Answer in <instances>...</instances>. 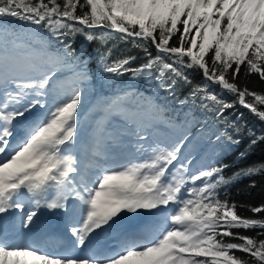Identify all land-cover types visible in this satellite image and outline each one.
Instances as JSON below:
<instances>
[{"label": "snow or ice", "instance_id": "snow-or-ice-1", "mask_svg": "<svg viewBox=\"0 0 264 264\" xmlns=\"http://www.w3.org/2000/svg\"><path fill=\"white\" fill-rule=\"evenodd\" d=\"M7 18L24 27L11 30ZM41 33L62 45L48 57L55 70L33 63V53L46 43ZM78 35L101 45L109 38L131 39L148 57L131 68L135 57L113 60L108 49L99 58L105 78L126 73L140 78L155 71L160 87L171 90L179 82L192 83L185 70L199 72L204 83L193 85L181 103L198 102L226 126L216 136L222 150L241 143L242 130L227 121L226 110L239 104L264 121V94L238 83L242 66L245 77L255 74L264 81V0H0V264H264V218H254L264 214V205L249 206L253 217H246L220 195L236 179L264 174V162L231 177L223 175L227 164L193 169L192 160L181 159L185 136L172 146L140 144L137 151L145 155L139 160L109 163L106 141L118 139L108 129L110 117L119 116L126 126L136 122L119 99L106 106L88 144L78 148L80 108L90 79L88 61L72 47ZM60 71L69 79L57 91L52 85ZM212 86L232 101L211 92ZM37 107L46 111L27 121ZM18 121H25L23 134L13 143ZM130 134L147 139L139 130ZM260 141L264 136L252 138L240 158ZM42 209L77 218L78 226L69 231L78 248L124 216L149 213L154 219L150 227L124 234L106 253L50 254L28 238ZM13 211L19 213L15 236L3 219ZM239 230L259 231L249 236Z\"/></svg>", "mask_w": 264, "mask_h": 264}, {"label": "trees", "instance_id": "trees-1", "mask_svg": "<svg viewBox=\"0 0 264 264\" xmlns=\"http://www.w3.org/2000/svg\"><path fill=\"white\" fill-rule=\"evenodd\" d=\"M11 30L20 32L24 27L19 21L7 18ZM182 27V26H181ZM99 31V30H97ZM46 39L43 51L33 53V63L41 70L49 68L55 70V66L49 63L48 57L62 51V45L54 39L48 38L46 33H41ZM175 39V38H173ZM72 47L80 55V58L88 61L90 79L85 87L84 102L80 108V128L82 121L104 114V109L112 101L119 99L120 108L134 114L135 123L129 124L136 130L142 131L153 143L161 146H172L178 140L188 137L181 159L184 157L192 160L191 167L198 169L213 164H227L223 175L231 177L234 173L253 164L264 162V141H260L254 149L243 159L240 152L245 151L250 140L254 137L264 136V121L251 114L247 109L236 104L234 108L225 111V118L230 124L240 128L239 139L241 143L229 150H222L216 136L225 130V125L217 123L211 118V114L204 111L196 104L185 101L191 87L204 83L202 76L195 70H185V74L191 80L190 85L183 82L177 83L171 90L160 87L156 79V72L146 74L140 78H133L131 73L123 76L105 78L99 71V58L101 53L111 49V59L135 57L129 67L139 68L148 57L140 48L133 47L131 39L124 42L119 39L109 38L106 44L101 45L98 41L87 42L82 36H76ZM37 49L41 48L35 43ZM148 51L152 57L157 55L156 49L148 45ZM69 74L66 71L57 73L52 87L59 91V86L66 84ZM164 83H169L165 78ZM239 85L247 87L251 91L264 94V81H260L258 75L245 77L243 66L238 80ZM210 91L220 98L229 102L233 97L221 92L218 86H212ZM251 100V98H248ZM110 119L124 122L119 116ZM230 133L232 128L227 129ZM251 133V135L249 134ZM221 199L227 198L238 206V212L242 216L253 217L248 207L264 205V174L252 177H241L220 190ZM243 205L245 207H239ZM254 218H264V214L257 213ZM236 231V230H234ZM241 234L256 236L259 230H239ZM243 256L242 253H236Z\"/></svg>", "mask_w": 264, "mask_h": 264}, {"label": "bare ground", "instance_id": "bare-ground-1", "mask_svg": "<svg viewBox=\"0 0 264 264\" xmlns=\"http://www.w3.org/2000/svg\"><path fill=\"white\" fill-rule=\"evenodd\" d=\"M44 112H45V110L42 113H44ZM39 116H41V115H35V116L31 117L30 119L27 118V121H33V120L37 119ZM18 122L20 123L21 128L17 129L16 134L13 136V138H12V142L13 143H15L17 138L20 137L23 134V125L25 124V121H18ZM108 129H109V131L111 132V134L113 136L118 138L116 141H113V140H107L106 141V147H109V146L111 147V150L106 152L108 161L111 158L113 153H115L114 159L117 158V157H121V152L126 153V151H127L126 150V146H131L132 147V145H133V150H135L137 154H145L143 151H137V149L139 148V145L142 144V141L134 140V142L131 144V141L127 140L129 138H132L133 135L130 134L132 132L128 131L127 129H125L123 126H120V125H111V126L108 127ZM133 137H135V136H133ZM88 142H89V139H85V145H87ZM145 147L147 148L149 146L145 145ZM130 158H131L130 155L126 156V160H129ZM49 213L50 212H48L46 209H42L41 212H40V215L44 216V215H47ZM60 213L63 214L64 212H60ZM17 214L18 213H15V216ZM130 219L132 220V217H130ZM13 220H14V218H13ZM68 221L70 222V225H77V218L75 216L69 217ZM150 226L151 225H149L148 222H146V223L139 222V224L137 226H135V227H129L128 226V228H127V230L125 231L124 234L129 233V232L139 231V230L145 229V228L150 227ZM10 228H13V227L11 226ZM115 228H116V226H115ZM99 231L100 230H98L96 233H93L90 236V243L93 244L94 248H96L98 250L96 252H104V249L106 248L105 246L114 247L116 242L115 241H111L110 238H104L102 240L103 241L102 243H97L96 242V234ZM28 238L30 240H40V239H37L33 234H28ZM44 240H45V238L41 239L42 242ZM81 249L82 248H78L77 247L76 248V252L73 253L72 255H84L85 253H82L80 251Z\"/></svg>", "mask_w": 264, "mask_h": 264}, {"label": "rangeland", "instance_id": "rangeland-1", "mask_svg": "<svg viewBox=\"0 0 264 264\" xmlns=\"http://www.w3.org/2000/svg\"><path fill=\"white\" fill-rule=\"evenodd\" d=\"M48 104H50V107L52 105V101L50 102H47ZM98 119V116H95L94 118H91V119H88V120H84L82 121V128H80L78 131V133L80 134H84L85 137L83 138H78L80 144L83 142V140L85 139H88L89 138V135H91V131H92V127L94 125V121H96ZM110 126L111 125H120V126H123L125 129H127L128 131L130 132H135L136 130L133 129L132 127L130 126H126L124 124V122H121V121H117V120H114V119H110ZM140 133L142 134V131H140ZM135 138L137 139V137L135 136ZM138 140V139H137ZM142 144L147 145V146H150V145H155L154 143L150 142L149 139L147 138L145 141H142Z\"/></svg>", "mask_w": 264, "mask_h": 264}, {"label": "water", "instance_id": "water-1", "mask_svg": "<svg viewBox=\"0 0 264 264\" xmlns=\"http://www.w3.org/2000/svg\"><path fill=\"white\" fill-rule=\"evenodd\" d=\"M5 216H6V217L9 216V214L7 213V214H5Z\"/></svg>", "mask_w": 264, "mask_h": 264}]
</instances>
